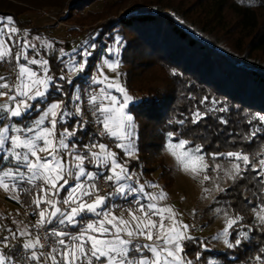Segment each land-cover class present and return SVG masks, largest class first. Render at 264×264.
I'll list each match as a JSON object with an SVG mask.
<instances>
[{"label":"snow or ice","instance_id":"obj_1","mask_svg":"<svg viewBox=\"0 0 264 264\" xmlns=\"http://www.w3.org/2000/svg\"><path fill=\"white\" fill-rule=\"evenodd\" d=\"M20 34L13 17L0 16V61L14 59L13 70L16 72L12 83L0 75V98H3L0 100V189L5 193L13 192L11 198L14 200L20 199L15 193L32 195L33 214L38 219L31 227L44 228L45 232L43 237L34 235L27 225L16 231L9 230V235L0 237V264H193L187 256V242L199 244L201 251L195 254L199 264L204 254L213 250L207 243L189 235V225L178 218L179 214L171 206L155 202L165 200L167 193L161 190L156 195L145 191L146 186L155 188L157 185L140 183L127 166L128 161L119 160L118 153L105 143L84 144L81 152L77 133L86 129L87 121L83 119L79 89L70 97L71 109L65 100L50 102L48 98L53 91L58 95L67 94L49 74V61L37 58V45L27 38L28 31L23 30L22 38ZM99 35L97 32L85 39L71 52L59 49L60 58L67 57L61 59L67 74H61L60 81L71 86L74 85L73 77L88 79L84 74L99 47L96 43ZM34 39L39 40L42 47L54 48L49 40H41L39 36ZM122 47V37L115 35L111 45L103 49L100 64L116 76L110 79L104 75V68L98 66L100 76H93L90 82L102 86L89 95L87 104L94 123L99 126L97 135L113 140L124 156L138 159L137 124L128 110V102L133 97L120 83L117 71ZM16 48L20 50L14 51ZM29 49L35 53L31 57ZM33 65L37 67L33 68ZM113 89L122 95V100L112 94L110 90ZM33 110L37 115L30 123L20 125L16 122L17 118L23 120ZM214 110L225 112L228 109ZM205 115L197 110L191 122L197 124ZM252 119L260 122V126L245 137L248 140L264 132V115L256 114ZM69 122L73 124L71 130L67 127ZM221 122L227 123L226 120ZM58 126H63L62 130ZM173 135L167 133V150L185 172H190L194 178L199 176L208 168L202 154L203 145L189 147L191 141L186 139L173 143ZM210 155L213 158L226 155L232 161L228 173L231 179H242L243 173L251 168L264 187V159L254 165L248 154L239 151ZM190 161L198 162V166H190ZM86 165L96 170L89 171ZM99 178L110 183L113 190L100 194L96 183ZM203 178L209 179L207 175ZM62 191H67V196L59 199ZM204 191L209 192V189ZM217 191L225 189L217 188ZM129 197L137 205L136 209L128 208L127 217L115 214L112 209L117 206L110 202L128 200ZM221 211L216 209L217 213ZM252 211L255 224L264 232V203L259 210L253 207ZM88 214L94 219L85 220ZM223 215L225 227L212 239L222 240L229 250L239 248L251 239L250 233L256 229L247 226V230H243L246 226L239 223L243 216L236 214L233 217L227 211ZM52 225L55 226L47 227ZM69 226L77 229L75 234L63 230ZM235 226L241 230H235ZM46 247L47 252L43 251ZM254 260L264 264V247L259 248ZM202 264H218V261L209 256Z\"/></svg>","mask_w":264,"mask_h":264},{"label":"trees","instance_id":"obj_2","mask_svg":"<svg viewBox=\"0 0 264 264\" xmlns=\"http://www.w3.org/2000/svg\"><path fill=\"white\" fill-rule=\"evenodd\" d=\"M93 1L85 0L83 5ZM21 2L37 8L46 6L36 0ZM120 2L116 0L117 5ZM194 2L200 6L204 18L190 17L188 11L149 1L135 7V13L121 16L118 21L112 19L95 29L100 35L109 29L111 40L115 35L122 37L121 78L134 97L129 111L137 124V154L143 155L151 149L161 152L167 133L171 132L173 140H189L191 147L203 145L202 153L207 158L212 153L239 151L258 161L264 157V132L251 140L245 137L260 126L253 116L264 115V0ZM14 5L13 0H0V14L15 10ZM167 7L173 14L164 12ZM96 60V57L90 59L85 76L92 72ZM50 65L56 75L61 74V64L51 59ZM153 68L163 72L161 78L145 77V72ZM86 80L76 78L74 85L78 83L83 88ZM154 80L160 83L152 86ZM74 85L63 81L64 89L70 94ZM205 97L208 99L204 100ZM221 107L228 110H214ZM197 110L206 115L193 124V113ZM81 139L80 144L87 142V137ZM22 197L26 205L34 207L32 195L22 193ZM217 200L231 216L244 217L239 222L246 226L243 230L247 226L256 229L244 245L218 253V258L251 264L259 248L264 247V232L255 224L252 211L264 203L260 178L249 168L242 179L237 178L220 192ZM236 227L235 230H241ZM68 229L77 231L73 227Z\"/></svg>","mask_w":264,"mask_h":264},{"label":"rangeland","instance_id":"obj_3","mask_svg":"<svg viewBox=\"0 0 264 264\" xmlns=\"http://www.w3.org/2000/svg\"><path fill=\"white\" fill-rule=\"evenodd\" d=\"M13 1L15 2V5L13 6L15 10H8L7 14H0V16L13 17L15 26L21 30V38L23 37V30L28 31L27 38L32 43L37 45V58L47 59L49 61V74L53 75L56 78V82L62 86L63 81H60L58 78L61 74H67V72L64 68V65L61 63V59L66 60L67 57L60 58L59 49L63 48L65 51L71 52V49L80 46L82 41L94 36L97 33L95 29L98 26H101L104 23L107 24L112 19L118 21L121 16L135 13V7H140L149 1H154L160 2L164 5L177 7L181 11H188V16L190 17L200 16L199 19H202V17L204 18V14L200 13V6L196 5L197 3L194 2L195 0H121L119 5H117L116 0H94L92 3H89L86 6L83 5V1L85 0H36L37 3L46 5L41 6V8L30 6L27 3L21 2L22 0ZM30 1L34 2L35 0ZM73 2L75 4H73ZM48 3H51L52 5H49ZM164 12L173 14L172 9L169 7L165 8ZM110 27L111 25L108 26V28ZM37 36H39L41 40H49L53 42L54 48L48 49L42 47L40 41L34 39ZM110 36L111 32L108 29V32L102 33L99 35V37H97L96 43L99 45V47L95 50L94 55L91 57H96L97 60L92 72L88 75V79L85 81L84 87L82 88L78 83H76L74 85L72 94H70V92L65 90L63 87V90L67 96L60 95L62 98L55 99L49 96L48 99L50 102L57 99L65 100V103L68 104L69 108L71 109L73 105L70 103V97L75 94L77 89H79V94L81 96V107L83 109L84 106L86 107L84 102L85 100H88L89 95L94 91H98L99 87L102 86L92 85L90 82L93 76H100L98 66L104 68V75L110 79L116 76L115 72H112L111 70L107 69L106 66L100 64V57L103 54V49L106 46H110L112 43ZM19 50V48L14 49V51ZM28 51L30 57L35 54L32 49H29ZM51 59H53L57 64H61L60 75H56L52 70L50 65ZM21 62L23 63L24 61L22 60ZM14 65L15 61L11 58L8 61H0V75L5 76L9 83L14 81L16 75V72L13 70ZM32 67L36 68L37 66L33 65ZM121 69L122 64L120 63L117 71L120 73V83L125 87L121 78ZM162 75L163 72H161L158 68H153L152 70L145 72V77L149 79L155 77L159 79L162 77ZM73 79L75 80L76 77H73ZM159 83L160 82L158 80H154L151 82V85L156 86ZM126 90L128 94L133 97L127 88ZM110 91H112V94L117 95L118 98L122 100L121 94L115 92L114 89ZM52 94L58 96V94L54 91ZM2 99L3 98H0V100ZM133 102L134 97L128 102V110L130 104ZM130 114L134 117L132 112H130ZM36 115V111L33 110V112L29 113L26 117H24L23 120L17 118L16 122L20 125L28 124L32 119L36 118ZM90 125H88L89 129H85L84 131L77 134L79 135V141H77V144L81 152L83 151V145L87 143L99 142L109 145V148L112 151L118 153L119 160L128 161L127 166L131 172L136 174V178L140 183L148 182V184L157 185L155 188L146 186L145 191L156 195H158L161 190L167 193V198L165 200H157L155 202L161 206H171L179 214L178 218L185 224L189 225V235L195 238L196 241H203L207 243L209 248L213 250L211 253H205L202 261L203 259H207L209 256H211L218 261V264H243L241 262H227L223 258L219 259L217 254L225 252L227 248L224 246L222 240L212 239L213 236L217 235V233L222 231V229L225 227V216L223 215V212L227 211L231 216V213L227 210V208L218 203L217 200V196L221 192L217 191V188L225 189L234 181L228 175L232 166V161H230L226 155L215 158H207L202 153L205 156V161L208 165V168L201 172L199 176L194 178L190 172H185L183 170L180 163L177 162L175 157L167 150L169 138H167L163 143V149L161 152L156 153V150L151 149V151L146 152L143 155L137 154L138 159H131L127 156H124L122 150L116 148L115 142L108 137H97L96 135L91 137V133L96 132L98 129H91ZM62 127L63 126H58V129L62 130ZM67 127H69L71 130L73 126H70L69 122ZM83 137H87V142L80 144L79 142ZM101 138H104V140L100 142ZM172 142L177 143L178 140L172 139ZM137 146L138 143L136 141V149H138ZM177 151L179 152V150ZM262 159H264V157ZM258 162L259 160H252L254 165H258ZM189 163L190 166H198V162L196 161H190ZM218 165L219 167H217ZM156 166H158V168H155ZM86 167L89 171L96 170L92 166L86 165ZM150 167H153V169L149 170ZM205 175H207L209 179L205 180L203 178ZM204 189H209V192H205ZM99 190L100 194H105L112 191L113 187L111 185L108 190L104 191L101 188H99ZM22 193L23 192L15 193L16 195L20 196V199L14 200L11 198L14 194L13 192L5 193L2 189H0V237L7 236L9 235V230L16 231L24 225L29 226V231L36 235L35 230L33 227H31V224L26 221L21 211V208L28 207V205L24 203ZM142 202L146 203L147 201L142 200ZM110 203H114L117 206L112 209L115 214H124L126 217V210L128 208L136 209L137 207L131 197H129L128 200L115 199ZM43 207H46V205L42 206V208ZM217 208L222 209V211L217 213ZM257 210H259V207ZM90 219H94V217H92L91 214H88L85 217V220ZM153 219L157 218L153 217ZM235 228L237 227L235 226ZM64 230L73 234L76 232L69 230L68 227L64 228ZM14 243H18V241H14ZM186 247L188 258L193 260V264H198L195 259V254L197 251H201L199 244L196 242H187ZM202 261L199 262V264H202ZM251 264H257V262L254 261Z\"/></svg>","mask_w":264,"mask_h":264},{"label":"built area","instance_id":"obj_4","mask_svg":"<svg viewBox=\"0 0 264 264\" xmlns=\"http://www.w3.org/2000/svg\"><path fill=\"white\" fill-rule=\"evenodd\" d=\"M85 104H86V107L84 106L83 107V111H84V116H83V119L85 120V121H87V127H86V129H89V127H88V125H90L91 127V129H98V130H96V132H93V133H91V137L93 136V135H96L97 137H98V135H97V133H98V131H99V126L96 124V123H94V117H92V115H91V113H90V111H89V106H88V104H87V100H85V102H84ZM80 132H82V131H80ZM80 132H78V133H80ZM77 133V134H78ZM79 137V135H77V138ZM79 139V138H78ZM77 139V141H79ZM97 186L99 187V188H101L102 190H108L109 188H110V186H111V184L110 183H108V182H106L103 178H99L98 180H97ZM63 195V191L60 193V197H59V199H63L62 196ZM62 207H67V206H62ZM33 208L34 207H27V208H21V211H22V213H23V216L25 217V219H26V221H28L30 224H31V226L32 225H34L35 224V222H36V220L38 219V216L37 215H34L33 214ZM53 226H55V225H52V226H47V227H53ZM34 230H35V233L36 234H39V235H41V237H43V234H44V232H45V229L44 228H33ZM64 230V229H63ZM44 241H43V239H42V243H43ZM49 249L46 247L45 249H43V251H45V252H47Z\"/></svg>","mask_w":264,"mask_h":264},{"label":"crops","instance_id":"obj_5","mask_svg":"<svg viewBox=\"0 0 264 264\" xmlns=\"http://www.w3.org/2000/svg\"><path fill=\"white\" fill-rule=\"evenodd\" d=\"M66 196H67V191L64 192V197H66ZM42 206H44V205H42Z\"/></svg>","mask_w":264,"mask_h":264}]
</instances>
